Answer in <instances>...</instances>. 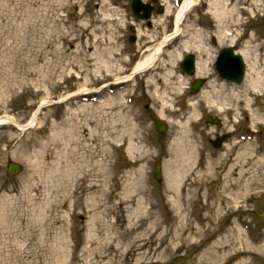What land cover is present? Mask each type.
I'll list each match as a JSON object with an SVG mask.
<instances>
[{
    "label": "rangeland",
    "instance_id": "1",
    "mask_svg": "<svg viewBox=\"0 0 264 264\" xmlns=\"http://www.w3.org/2000/svg\"><path fill=\"white\" fill-rule=\"evenodd\" d=\"M76 1L72 10H68L54 5L52 0H0V117L11 115L24 125L42 101L45 102L32 127L0 124V264H84L87 260L89 251L85 249L91 247L86 238L90 229L87 215H80L77 209L68 210L66 204L60 206L59 174L64 150L70 154L68 159L73 179L82 169V154L89 156L91 164L106 156L111 169L107 182L114 184V191L122 192L130 181L136 185L134 188L143 184L147 189L145 194L159 205L156 210L160 219L167 220L170 225L175 223V212L167 204V199H180L185 207L182 212L189 221L204 227L206 220L203 216L207 211L204 203H216L221 198V203H230L232 209L229 213L225 210L221 213L219 221L223 229L219 234H223L232 222H238L246 238H261L264 232V188L256 186L254 179L264 180V103L261 105L259 98L254 100L247 87L242 88L238 83L241 88L236 91L240 100L221 90L226 94L225 104L217 105L221 112L215 104L203 102L202 96L201 99L195 98L199 101L196 102L198 115L190 123L195 158L192 165L183 167L177 158L181 174L178 186L168 188L164 174L161 181H156L153 163L156 159L163 163L170 160L168 143L178 128L176 123L182 122L190 110L187 105L190 94L186 88L189 76L180 74V59L188 51L197 53L207 59L204 67L207 73L210 72L213 49H204L199 54L198 48L206 47L205 41L211 33L209 35L207 29L201 28L204 26L199 23L201 27H198L195 22L211 29L214 17L209 8L218 4L225 12L223 24L229 30L227 33L221 28L222 33H226L217 37L221 45L232 38L238 51L245 46L249 61L256 58L255 66L260 70L264 66V0H195L185 13L182 33L168 41L170 45L164 48L156 65L137 73L127 87L114 93L101 87L114 77L128 74L125 67L140 59L143 55L140 51L146 46H154L172 30L176 9L183 0L178 3L158 0L154 4L150 25L132 17L129 10L131 0ZM126 5L127 11L124 9ZM159 7L160 12L157 11ZM233 21L236 27L231 26ZM131 24L136 27L132 42L128 40ZM183 42L189 45L187 50H182ZM175 49L179 52L170 56ZM91 52H96L93 54L97 57L96 64L101 65L97 63L100 59L113 60L111 67L119 62L121 72L112 69L106 73L100 67L97 72L89 73V65L84 64ZM207 76L213 78L214 74L208 73ZM81 86L92 90L91 93L101 88L97 99L81 101L75 96L63 103L52 102ZM244 89L252 97L251 111H258L262 119L256 120L241 109L244 107ZM110 95L114 99L112 107L102 109L99 100ZM161 98L167 99L169 102H165L172 104L173 110L164 109ZM78 102L91 103L93 107L85 114L78 113L75 112ZM238 107L242 112L233 113ZM205 112L222 117L223 127L218 129L216 125L198 120ZM160 113L168 124L162 134L154 128V121ZM248 114V127L252 129L248 143L252 152L242 157L241 162L229 158V153L244 143L236 137L237 141L233 138L229 147L222 148L223 152L218 154L215 151L216 157L203 159L206 154L202 148V132L210 135L215 130L233 129L236 125L234 118L242 123ZM111 120L118 125L112 128ZM109 130L113 131L112 134L108 133ZM231 132L238 133V130ZM108 138L113 141V146ZM128 146H131L129 152ZM11 160L20 163L22 171L10 177L5 169ZM140 165L143 166L142 182L138 181ZM239 170H243L241 174ZM92 172H98L96 166ZM138 192L145 196L143 191L138 189ZM106 219L115 220L112 213ZM99 228L102 238L106 230L102 225ZM199 238L207 240L211 237L200 234ZM197 253L196 248L182 249L175 253V258H165L157 264H193ZM249 260V264H264V255L252 253Z\"/></svg>",
    "mask_w": 264,
    "mask_h": 264
},
{
    "label": "bare ground",
    "instance_id": "2",
    "mask_svg": "<svg viewBox=\"0 0 264 264\" xmlns=\"http://www.w3.org/2000/svg\"><path fill=\"white\" fill-rule=\"evenodd\" d=\"M194 2L195 0H183L175 15L173 31L165 34L153 48H151L152 46L147 48L132 71L123 77L124 80L131 79L138 72L150 70L155 65L161 57V53L167 45V41L182 32L181 23L183 22L186 11L193 6ZM52 3L59 8L72 10L71 6H75L77 1L52 0ZM209 10L213 12V17L217 22L218 29L225 28L227 31L228 26L223 24L225 22V12L222 11V7H219L218 4L215 3ZM107 19H109V17H107ZM233 25L234 21L231 26ZM224 33H222V35L226 34ZM227 42L231 43L233 39L228 38ZM188 47L189 45L186 42H183L181 45V48L184 50ZM198 49L199 54L204 50L202 47ZM178 52L179 51L177 50L176 52L175 49L171 51L170 56ZM240 52L248 62L247 73L241 86L242 88L247 87L248 90L252 92L254 100L259 98L262 105V103H264V66L260 70H257L255 66L256 60L253 59L252 62L249 61V52L247 48L243 47ZM95 53L96 52H91L90 56L85 59L84 65H89L88 67L90 68L87 67L89 73L97 72L100 67L104 68L106 73L111 72L112 69L121 72L119 62L115 66L112 65L113 68L111 67L113 60L110 62L109 60L100 59L97 63L101 65L96 64L94 60L97 57L93 56ZM89 61L90 63H88ZM204 63V59L198 61V73L203 72L201 67L204 66ZM80 65L81 62L79 63V66ZM209 83L210 82H208V84ZM82 86H85L84 83ZM82 86L70 95H77L78 98L82 97V93L87 90ZM238 87L240 86L228 83L221 84L216 90L214 87H211V91L206 93V101L208 104L215 102L216 104L224 105L226 94H222L221 90H226L232 96L238 98L239 94L235 91L238 90ZM214 91L217 93L216 96L211 94ZM244 91L246 94V89H244ZM221 95H223V97ZM113 100L111 96L106 97L104 100L100 99L99 106L101 105L102 109H109L112 107ZM243 100L252 117H255L256 120L262 119V114L258 111L252 112L250 110V105L253 103L252 97L249 98L245 95ZM162 101V107L164 109L173 110L172 104L168 105L166 103L169 102L167 99L165 100L166 102L164 99ZM90 107H93L91 103H79L78 108H75V112L85 114L89 111ZM189 107L188 116L185 118L184 122L176 123L178 128L175 129L176 131H173L172 139L168 143V151L171 157L169 161L163 164V174L166 178V185L168 188L178 186L181 180V174L179 173L180 164H178L177 158L181 160L182 167L194 163L195 155L193 154H195V146L191 138L192 135L190 133L189 123L192 118L198 114L196 112L195 102L191 100L189 102ZM162 115L163 114L160 113L159 116L162 117ZM122 117H124V115ZM35 119V112H33L27 124H31ZM173 121L176 122V120ZM10 122L20 125L11 115H3L0 117V124ZM111 125V127L114 128L118 123L111 120ZM112 132V130L108 131L110 134H112ZM69 136H71V134H69ZM108 140L113 146V141L110 138H108ZM107 147L109 148L108 145L106 148ZM130 150L131 146H128L127 151L129 152ZM250 153L251 149L244 145L236 152L234 158L241 162L240 160L242 157ZM62 157L63 162L59 174V192L61 193L60 206L62 207V204H66L68 210L77 209L80 215H87L88 224L90 225L86 238L91 247L85 249L89 251V253L87 254V260L84 264H157L164 261L165 258H175V253L182 249L187 250L190 248H196L199 251L194 257L196 261L193 262V264H249V257L252 256V253L264 255V232L259 239H252L251 237L248 239L244 236V232L240 228L238 222H232L223 234H219V231L223 229L219 221L222 215L221 213L224 210L229 213L232 209L230 203H221L223 202L220 201L221 198L218 199L216 203L215 201L209 204L204 203L207 209L203 216V219L206 220L204 227H198L197 224H192V222L189 221L187 215H184L182 212L185 207L181 204L180 199H167V204H169V207L175 212L173 216L175 223L171 222L170 225V222H167V220L160 219L161 217L157 214L156 210L159 205L158 203H154L150 197L145 194L147 193V189L143 184L134 188L136 185H133L130 181L124 185L122 192L116 193L114 191V184L107 182L111 169L109 160L106 156L104 159H97L91 164L89 163V156L87 154H82V169L78 172L79 175L74 179L72 178V168L68 159V157H70L69 151L64 150V152H62ZM94 157L95 156H93V158ZM92 166H96L98 172H92ZM142 168L143 166L140 165L138 169L139 182H142ZM242 171L243 170H239V174H241ZM254 181L256 186L264 188L263 179L255 178ZM251 184L252 183H250L249 186H251ZM137 188L143 191L145 196H140ZM106 198L109 199L107 200ZM219 201L220 203H218ZM226 201L228 202V200ZM232 201L236 202L237 200L232 199ZM111 213L115 218L113 221L106 219ZM122 215L124 219H122ZM64 217H66V213ZM100 225L106 230L102 238H100L99 235ZM215 233L216 235L214 236ZM200 234L211 238L207 240L199 238Z\"/></svg>",
    "mask_w": 264,
    "mask_h": 264
},
{
    "label": "water",
    "instance_id": "3",
    "mask_svg": "<svg viewBox=\"0 0 264 264\" xmlns=\"http://www.w3.org/2000/svg\"><path fill=\"white\" fill-rule=\"evenodd\" d=\"M132 5H133V8H134L136 13H138V11L140 9H143L144 12H143L142 16L143 17H148V15H149V6L148 5L143 4L140 0H134ZM220 54L221 55L219 56L218 61H217V66L219 67L220 71L223 70L225 75H228L229 72H230L227 69V65L223 64L224 63L223 62V56L226 55L229 58H231L232 60H234L233 66H235L238 69L233 71L234 72L233 75L237 76L236 79L239 80L240 79V75L242 73V62H241L240 57L238 55L233 54L232 48L223 49V50H221ZM188 61L189 60L185 61L183 64H187ZM157 128H158L159 131H162L165 128V125L162 122H159V123H157ZM8 167H9L8 168V173L9 174H14V173H16L19 170V166L16 163H12L11 162V163H9ZM155 176L158 179H160V169H159V163L158 162L156 163Z\"/></svg>",
    "mask_w": 264,
    "mask_h": 264
}]
</instances>
